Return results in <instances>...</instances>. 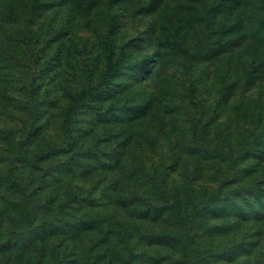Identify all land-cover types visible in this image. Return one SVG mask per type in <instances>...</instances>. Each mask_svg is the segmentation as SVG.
<instances>
[{
	"label": "rangeland",
	"instance_id": "obj_1",
	"mask_svg": "<svg viewBox=\"0 0 264 264\" xmlns=\"http://www.w3.org/2000/svg\"><path fill=\"white\" fill-rule=\"evenodd\" d=\"M30 5L0 0V243H24L62 224L65 232L50 237L52 248L63 244L55 258L50 247L52 264L74 243L78 264H189L182 248L161 241L169 233L162 206L174 216L202 201L176 240L198 235L203 247L214 240L220 251L238 250L235 261L208 264H247L244 240L256 233L253 222L236 218L264 211V93L257 85L246 107L260 122L234 111L231 120L225 112L199 126L184 94L188 76L209 71V48L221 51L210 70L215 89L264 60V0H40L31 32ZM198 10L205 12L200 23ZM204 78L200 98L209 87ZM89 86L98 93L65 125L68 93ZM29 112L40 134L20 148ZM159 173L165 190H153ZM23 187L39 194L28 207ZM29 208L40 212L31 229ZM79 213L73 241L69 223ZM216 230L231 231L213 237Z\"/></svg>",
	"mask_w": 264,
	"mask_h": 264
},
{
	"label": "trees",
	"instance_id": "obj_2",
	"mask_svg": "<svg viewBox=\"0 0 264 264\" xmlns=\"http://www.w3.org/2000/svg\"><path fill=\"white\" fill-rule=\"evenodd\" d=\"M40 0H31V5L29 8V13L26 18V30L32 31L33 26L32 22L34 19V11L36 9L37 4ZM115 0H110V2H114ZM225 1V0H223ZM233 1V0H230ZM201 13L199 10L197 11V14L195 16L196 19H198V22L200 23L205 16H201ZM226 27V26H225ZM245 27H243L244 29ZM114 29V25H109L106 32V45L107 47L111 48L110 44V36L112 34V31ZM225 30V28H222V32ZM247 35V29L245 28L243 30V36ZM220 41V40H218ZM213 45V44H211ZM221 55V51H219V48L212 47L209 48V50H206L203 52V57H205L207 60V68H209V71L205 73V71L202 72H196V74L188 76L187 82L188 87L186 88V92L184 95H186V106H188V109H192L194 112L198 114L196 116V122L197 126L201 125L200 121L204 120L206 117H208V124L218 123L220 120V117L223 116L225 112H227V120H231V116H234V111L237 113L239 117H243L244 121L249 120V124L252 121H261V118L258 117L255 118L253 111H247L246 107L251 104V99L248 98V94H251L253 96L254 90H256L257 85L260 88V90L264 93V60H261L257 64H251L250 66L244 68L242 73H240L238 76L235 75L236 80H226L222 82V86L215 89L217 82L213 79V70L210 72L212 67H214V62L219 59ZM210 72V73H209ZM199 73V74H197ZM204 78V81H207L209 84V87L206 88V94L204 97L199 96L198 94V88L200 86L202 78ZM221 85V84H220ZM98 93V87L97 86H89L88 88L81 89L79 91L68 93V105L65 111V125H68L70 122V118L74 115L77 108L81 106L82 103H84L87 100L92 99L96 96ZM260 104V101L258 102ZM262 110L259 109V114ZM230 112V114H229ZM253 112V113H252ZM27 114V113H26ZM231 115V116H230ZM235 117V116H234ZM35 115L29 112L27 114L26 118V126L22 132V134L19 136V138L16 141V144L20 146V148L24 147L25 145H29L31 143V140L33 137L37 134H40V126H36L34 124L35 122ZM160 173L156 175L154 179H152V184L155 186L153 187V190L156 189L158 186H162L163 189L165 188V181L167 180L164 178V176L159 177ZM173 187L175 185L174 179L172 180ZM262 182H264V177L262 178ZM10 183V181H9ZM117 182L114 184V188H117L116 185ZM149 187V186H147ZM155 192V191H154ZM153 191H151V196L153 197L155 195ZM15 193L17 191L15 190ZM22 195L24 196V200L27 203V207L30 204L29 198L33 195L39 196L38 193L30 191H26L23 187ZM92 196V194H90ZM52 200H57V195H52ZM176 197H178V193L176 194ZM112 198V197H111ZM23 199V197H22ZM111 199H109L108 202H110ZM202 204V201L194 202L193 204H189L186 210H184L182 207H179L177 210L174 211V216L170 213V208L166 205L162 206L164 213L161 215V217L165 220L163 223H167V230L169 233L171 231L172 237L169 236V233L165 235V238L161 237V241L165 242V245L167 242L164 240L171 241L170 249L177 252V248L175 249L176 244L179 246V248H182V255L183 257L187 258L189 260V264H208L206 261L208 259L213 260H230L235 261L237 256V249L235 250H228L226 252L220 251L219 248L213 246L214 240L206 247H203V244L199 242L198 235L196 236V240L193 239V237L188 238L187 241L179 242L177 241V233L176 230H179L181 232H184L186 228L190 225V222H192L196 217L195 213L198 211V206ZM120 207H126L128 204H120ZM87 207L90 206H84V208L80 210L87 209ZM192 209V210H191ZM79 210V211H80ZM29 214L31 215V218L28 220L27 227L31 229L34 222L39 217L40 212H35L29 208ZM194 213V215H193ZM80 213L77 214V220H71L69 223V226H72V236L71 239L74 241V239L77 237V235L81 232L82 227V218L83 215L80 217ZM212 216V219H218L222 217V215L218 214H212L209 213V216ZM232 217H235V214H231ZM93 220L100 219L98 218V215L92 216ZM107 217L105 221L107 220L110 222V218ZM156 220L160 216H155ZM104 218V217H101ZM241 219L240 224H244L246 222H253V227L256 236L251 237L247 240H244V250L247 253L246 257L248 259L247 264H264V211L262 212H255L253 214H250L249 211H243L241 215H238L236 218V221H239ZM90 224H93L92 222ZM62 226V224H61ZM60 225L56 226V230H43L40 234L33 235L30 238H28L24 243L22 242H14L13 244L8 241L6 245L4 243H0V264H52L54 262L55 258V248L61 249L63 244H57L52 248V243L50 241V237H53L55 235H58L61 231H63L62 227ZM92 226L89 225L87 227V230L91 229ZM231 230H216L213 233V237L227 235L230 233ZM207 233L209 236H212L211 230H207ZM238 239L243 238L242 235H244V232H237ZM237 239V238H236ZM205 241V240H204ZM240 241V240H239ZM52 249V256L54 255V258H50L51 255H49V249ZM177 247V246H176ZM195 248V249H194ZM11 250L16 251V256L13 257ZM77 250L78 247L74 243L72 245H66L64 248V251L66 255L64 254V258H59L57 261V264H78V256H77ZM63 251V253H64ZM50 256V257H49ZM183 261H185L183 259ZM183 261H173L169 262V264H187Z\"/></svg>",
	"mask_w": 264,
	"mask_h": 264
}]
</instances>
